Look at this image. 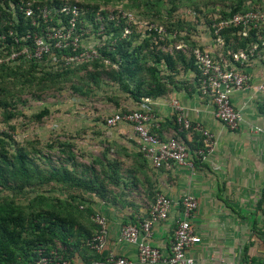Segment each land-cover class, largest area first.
Returning <instances> with one entry per match:
<instances>
[{
  "label": "trees",
  "instance_id": "16d2710c",
  "mask_svg": "<svg viewBox=\"0 0 264 264\" xmlns=\"http://www.w3.org/2000/svg\"><path fill=\"white\" fill-rule=\"evenodd\" d=\"M262 1L0 0V108L3 120L9 123L15 118L13 110L17 109L18 102L24 101L21 98L23 92L28 90L36 95L38 91L42 93L52 87L62 90L65 81L76 80L72 88L79 94L92 91L93 85L100 88L108 84L141 103L184 87L180 74L194 70L198 74L195 88L199 90L200 69L193 50L204 47L192 40L197 25L176 13L190 9L197 17H205L212 36L216 40L221 37L224 49H229L232 55L260 43L264 38V25L248 29L247 35L243 34L242 25L235 24L215 33L214 19L218 22L247 12ZM66 3L80 7L76 29L83 35L76 50L73 45L52 46L49 53L51 57L52 54L58 56L57 66L49 63L50 54L43 59L20 55L16 60H8L12 52L20 51L25 45L34 49L35 34L45 35L49 25L61 27L60 22H63L68 26L73 14L61 11ZM29 7L32 9L30 15L27 14ZM121 11L134 13L136 20L129 24ZM145 23H155L164 31L142 32ZM127 26L131 28L129 34H125ZM92 32L98 39L88 41L86 37ZM91 42L97 57L70 65L65 63L63 54L81 53ZM181 42L185 43L186 51L177 48ZM49 113L45 107L33 117L40 122ZM174 121L177 125L176 117ZM180 134L182 137H177L184 138L192 149L203 146L198 133L193 134L192 141L186 138L185 132L180 131ZM45 146L48 152L37 148L35 142L23 143L9 131H0V264H34L41 256L40 250L49 253L54 248L68 258L67 247L86 243L95 234L93 227L98 228L93 220L97 213L92 207L94 196L114 201L108 195L115 193V187L138 182L136 175L132 176L133 172L128 169L129 182L126 183L123 160L118 157L123 151L117 149L116 142L107 144L101 155L89 152L90 162L81 159L74 138L57 137ZM139 154L144 156L142 152ZM39 160L44 161L43 165ZM200 161L196 159V165ZM253 263L264 264V260L254 259Z\"/></svg>",
  "mask_w": 264,
  "mask_h": 264
},
{
  "label": "crops",
  "instance_id": "0c3cea01",
  "mask_svg": "<svg viewBox=\"0 0 264 264\" xmlns=\"http://www.w3.org/2000/svg\"><path fill=\"white\" fill-rule=\"evenodd\" d=\"M207 29L204 33L196 32L192 40L210 50L215 59L227 67L242 68L250 75L249 85L232 94V102L241 112L239 126L231 130L217 118L212 100L195 88L198 74L194 70L180 74L185 88L173 90L163 97L141 103L127 95L129 101L116 99L118 104H115L120 109L142 108L155 112L160 125L153 127V131L159 137L181 136V131L192 141L194 133L179 130L174 121L173 103L177 101L188 118L202 123L214 134L215 150L201 159L194 171L177 163L156 168L145 155V159L140 156L137 135L131 125L109 127L105 123L109 129L108 140L116 142L117 149L123 151L118 157L123 160L126 183L129 182L128 169L133 172L132 176L136 175L138 182L115 187V196L108 195L114 201L94 196L92 207L108 219L106 247L97 253L85 242L70 244L68 258L59 250L69 264H98L111 251L132 259L135 264H151L140 262L137 246L121 239L120 233L123 225L138 224L149 216L159 193L170 197L174 204L169 217L154 227L151 243L163 253L162 260L155 264H168L165 259L171 253L182 210L180 201L185 195H193L198 200L193 218L198 239L189 250L194 264H246L253 263L254 259L264 260V91L258 87L264 83V60L255 57L245 63L233 61L231 51L224 49V40H216L208 25ZM164 48L172 50L169 46ZM195 133L203 140L201 147H204V136L201 132ZM96 227H93V233H96Z\"/></svg>",
  "mask_w": 264,
  "mask_h": 264
},
{
  "label": "built area",
  "instance_id": "2783aa9c",
  "mask_svg": "<svg viewBox=\"0 0 264 264\" xmlns=\"http://www.w3.org/2000/svg\"><path fill=\"white\" fill-rule=\"evenodd\" d=\"M255 1V0H251ZM62 12L72 13L73 16L68 26L62 24L61 27H52L47 30L45 35L35 34V48L30 49L27 45L23 46L20 51L11 53L8 60H16L20 55L28 58L43 59L46 54H50L51 47H65L73 45V50L79 47V40L83 33L77 32V17L80 7L64 4ZM32 9H27L30 15ZM122 17L130 24L136 20L134 13L121 11ZM48 14H45L47 17ZM114 18V16H111ZM232 24L242 25L243 34L247 35L248 29L264 25V0L255 5V7L247 12L235 14L229 18H223L217 22L216 18L213 22L215 33H219L224 27ZM146 31L151 32L152 29L163 32L164 28L155 23H146ZM131 33V28L126 27L125 34ZM223 40L218 37V40ZM65 41V43L63 42ZM185 43L181 42L177 45L178 49H183ZM193 55L200 69V92L209 97L215 105V114L224 125L234 130L239 126L241 121V112L234 106L232 102V94L234 91L249 85L250 75L242 68H230L224 63L215 59L211 51L208 49L195 48ZM65 63L68 65L74 62H83L91 60L98 56L97 50L86 49L81 53L73 55H62ZM235 62L245 63L255 57L264 60V38L262 41L256 42L246 49H240L233 52L230 56ZM49 63L57 66L58 56L50 54ZM264 91V83L258 86ZM176 110V121L179 130H187L190 133L201 132L204 136V147L192 149L184 138L171 137L161 138L151 130L153 127L160 125L158 115L148 109H135L127 111H117L106 118V125L109 127L118 124H129L133 127L137 135V141L140 151L151 161L156 168L169 166L172 163L188 166L192 171L196 169V159H205L209 153L215 150L216 140L212 132H210L202 123L193 121L188 118L180 103H173ZM174 116V117H175ZM174 201L165 194L159 193L151 208L147 218L138 224H125L121 228L120 237L137 246L138 259L142 263H158L163 258L161 249L151 243L154 236L155 224L169 217L170 210ZM182 204L181 215L177 221L175 235L171 246V253L165 259L168 264H194L195 259L189 254V250L197 241V234L193 228V218L198 208V200L193 195H185L180 201ZM94 222L98 225V231L86 240V245L93 251L101 253L106 247L108 236V219L97 212L93 216ZM40 258L34 264H69V261L59 253L58 248H54L49 253L40 250ZM98 264H135V262L125 256L117 255L110 252L104 260ZM255 264V263H246Z\"/></svg>",
  "mask_w": 264,
  "mask_h": 264
},
{
  "label": "rangeland",
  "instance_id": "374dc122",
  "mask_svg": "<svg viewBox=\"0 0 264 264\" xmlns=\"http://www.w3.org/2000/svg\"><path fill=\"white\" fill-rule=\"evenodd\" d=\"M176 14L193 21L198 27V34L208 31L205 17H197L190 9H181ZM146 26V23L142 24V32L146 30ZM52 27L54 25H49L47 29ZM85 30L87 31V28ZM86 39L91 41L98 38L92 32ZM93 45V43L90 44L86 49H93ZM75 82L76 80L63 82L62 90L52 87L43 90L42 93L38 91L36 95L28 90L23 92L21 98L24 101L17 103V109L13 110L16 115L11 122L6 123L3 120V111L0 108V131H9L23 143L35 142L36 147L43 152L49 151L45 144L57 137L74 138L77 152L85 162L92 160L89 152L101 155L102 149L113 142L108 140L109 129L105 126V120L114 112L123 111V108L120 109L119 105L115 104L116 99L121 102L123 99L129 101V98L127 99L125 94H121L115 87L108 84L100 88L93 85L92 91L79 94L72 88ZM45 107H48L50 113L42 121H36L33 115ZM10 125L15 128L12 129ZM39 161L43 165L44 161Z\"/></svg>",
  "mask_w": 264,
  "mask_h": 264
}]
</instances>
